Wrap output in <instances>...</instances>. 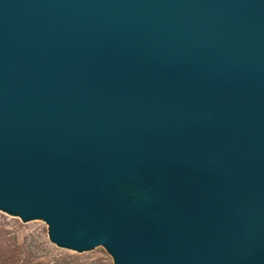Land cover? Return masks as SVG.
<instances>
[{"label":"water","instance_id":"water-1","mask_svg":"<svg viewBox=\"0 0 264 264\" xmlns=\"http://www.w3.org/2000/svg\"><path fill=\"white\" fill-rule=\"evenodd\" d=\"M0 211L114 264H264V0H0Z\"/></svg>","mask_w":264,"mask_h":264},{"label":"rangeland","instance_id":"rangeland-1","mask_svg":"<svg viewBox=\"0 0 264 264\" xmlns=\"http://www.w3.org/2000/svg\"><path fill=\"white\" fill-rule=\"evenodd\" d=\"M0 264H114L104 247L77 252L57 246L43 220L0 211Z\"/></svg>","mask_w":264,"mask_h":264}]
</instances>
